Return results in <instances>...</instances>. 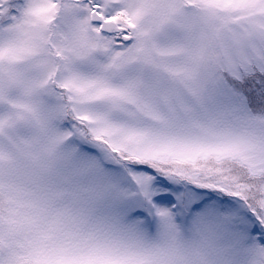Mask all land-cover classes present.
Instances as JSON below:
<instances>
[{
	"label": "snow or ice",
	"instance_id": "obj_1",
	"mask_svg": "<svg viewBox=\"0 0 264 264\" xmlns=\"http://www.w3.org/2000/svg\"><path fill=\"white\" fill-rule=\"evenodd\" d=\"M0 264H264V0H0Z\"/></svg>",
	"mask_w": 264,
	"mask_h": 264
}]
</instances>
